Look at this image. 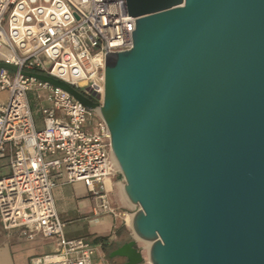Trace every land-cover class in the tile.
<instances>
[{
  "label": "water",
  "instance_id": "95a60500",
  "mask_svg": "<svg viewBox=\"0 0 264 264\" xmlns=\"http://www.w3.org/2000/svg\"><path fill=\"white\" fill-rule=\"evenodd\" d=\"M126 1L102 104L31 76L99 110L151 264H264V0ZM135 245L112 257L142 264Z\"/></svg>",
  "mask_w": 264,
  "mask_h": 264
},
{
  "label": "built area",
  "instance_id": "2783aa9c",
  "mask_svg": "<svg viewBox=\"0 0 264 264\" xmlns=\"http://www.w3.org/2000/svg\"><path fill=\"white\" fill-rule=\"evenodd\" d=\"M137 20L126 0H0V64L15 68L0 67V91L9 94L0 101V223L7 233L57 245L31 264H93L100 248L66 236L54 191L82 183L96 201L94 215L116 217L109 190L118 172L99 110L31 74L102 104L106 46L131 50Z\"/></svg>",
  "mask_w": 264,
  "mask_h": 264
},
{
  "label": "crops",
  "instance_id": "0c3cea01",
  "mask_svg": "<svg viewBox=\"0 0 264 264\" xmlns=\"http://www.w3.org/2000/svg\"><path fill=\"white\" fill-rule=\"evenodd\" d=\"M41 128V127H40ZM56 208L60 218L66 223V236L70 239L84 238L79 225L81 221L88 222L89 233L94 235L90 240L100 249L93 264H108L106 250L114 249L119 240L122 226H118L112 215H94L96 201L82 183H62L54 191ZM104 238L102 241L97 239ZM138 248L139 245H138ZM57 245L53 240L37 237L27 240L19 231L5 232L0 223V264H31L33 257L55 253Z\"/></svg>",
  "mask_w": 264,
  "mask_h": 264
},
{
  "label": "rangeland",
  "instance_id": "374dc122",
  "mask_svg": "<svg viewBox=\"0 0 264 264\" xmlns=\"http://www.w3.org/2000/svg\"><path fill=\"white\" fill-rule=\"evenodd\" d=\"M0 101L4 104L8 103L9 101L8 92L0 91ZM91 124L96 125L97 124L96 119L93 120ZM94 128L95 127H89L88 131L93 132ZM117 171L118 172L114 176H112L109 191H110V196L112 200V206L114 207L116 214H117L116 217L114 215L112 216L116 218L118 222V226L119 227L122 226L121 229H123V231L120 233L118 242L124 241L125 239L131 240V241L135 240L137 242V245H139L140 249H143L144 262L142 264H151L149 261V257H148L149 245L141 241L140 239H138L131 225V220L134 214L138 211V208L136 209V208L131 207L125 201V198L122 194V185L125 183V178L122 172L120 171V169H118ZM105 215H111V214H105ZM127 218H128V221H127ZM75 225H79V227L81 228V231H80L81 234L86 236V239L88 241L93 239L94 235L89 233L90 229L88 228L87 220L76 223ZM96 264H99V263L97 262Z\"/></svg>",
  "mask_w": 264,
  "mask_h": 264
},
{
  "label": "flooded vegetation",
  "instance_id": "af4514ba",
  "mask_svg": "<svg viewBox=\"0 0 264 264\" xmlns=\"http://www.w3.org/2000/svg\"><path fill=\"white\" fill-rule=\"evenodd\" d=\"M131 242V240L125 239L124 241L117 242L114 249L106 250L108 264H126L128 259L122 256H114L112 254L122 248L127 243ZM135 248H138V245H135Z\"/></svg>",
  "mask_w": 264,
  "mask_h": 264
},
{
  "label": "bare ground",
  "instance_id": "6f19581e",
  "mask_svg": "<svg viewBox=\"0 0 264 264\" xmlns=\"http://www.w3.org/2000/svg\"><path fill=\"white\" fill-rule=\"evenodd\" d=\"M113 159H114V163H115V165L117 166V168L120 169V166H119V164H118V162H117V160H116L114 154H113ZM120 171H121V169H120ZM127 221H128V218H127ZM132 222H133V218H132V220H131V225H132ZM148 245H149L148 249H150L151 244L148 243Z\"/></svg>",
  "mask_w": 264,
  "mask_h": 264
},
{
  "label": "trees",
  "instance_id": "16d2710c",
  "mask_svg": "<svg viewBox=\"0 0 264 264\" xmlns=\"http://www.w3.org/2000/svg\"><path fill=\"white\" fill-rule=\"evenodd\" d=\"M37 117H39V115H37ZM102 240H104V238H99V239H97V241H102Z\"/></svg>",
  "mask_w": 264,
  "mask_h": 264
}]
</instances>
